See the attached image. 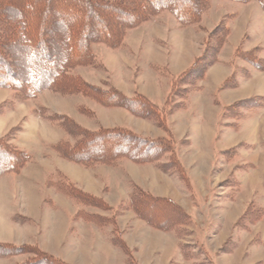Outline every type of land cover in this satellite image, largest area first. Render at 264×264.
I'll return each instance as SVG.
<instances>
[{
  "label": "rangeland",
  "instance_id": "374dc122",
  "mask_svg": "<svg viewBox=\"0 0 264 264\" xmlns=\"http://www.w3.org/2000/svg\"><path fill=\"white\" fill-rule=\"evenodd\" d=\"M30 1L34 7L40 4ZM208 2L209 9L197 24L180 25L171 11L162 10L126 30L120 46L92 44L96 64L72 70L93 85L115 86L126 96L140 91L161 101L174 73L182 72L200 54L209 30L225 18L232 32L223 55L227 62L231 51L232 66L209 67L211 80L202 82L185 107L166 118L169 132L122 107L50 90L0 113V136L9 134L13 146L31 155L19 173L0 175L1 243L37 245L71 264H129L127 255L111 243L112 235L119 233L137 264H264V106L241 120L221 117L223 104L264 94V69H253L233 57L241 44L243 50L257 45L264 58V10L256 1ZM82 11L77 5L67 14L74 18ZM236 64L251 71L249 78H239L235 89L214 91ZM12 96V90L0 88V103ZM49 115L68 116L88 130L119 127L145 138L171 137L186 181L174 171H161L156 163L120 159L114 165L88 168L66 162L49 144L73 142V138ZM164 155L161 161L169 159V154ZM60 170L77 187L103 196L112 210L80 204L57 191L51 184L62 182ZM133 185L173 199L190 219L168 230L148 225L128 208ZM149 211L166 222L160 213ZM76 212L82 218L75 219ZM87 214L104 219L94 223L93 218H85ZM32 255L24 248L0 256V264H20Z\"/></svg>",
  "mask_w": 264,
  "mask_h": 264
},
{
  "label": "trees",
  "instance_id": "16d2710c",
  "mask_svg": "<svg viewBox=\"0 0 264 264\" xmlns=\"http://www.w3.org/2000/svg\"><path fill=\"white\" fill-rule=\"evenodd\" d=\"M34 1L40 4L34 7L30 0H0V88L10 89L14 95L8 101L0 103V113L11 108L17 101L33 98L44 90H50L59 95L86 96L107 107H122L135 116L153 120L169 132L166 118L184 108L190 94L202 88L206 72L218 61V54L229 34L225 18L220 19L203 39L200 54L186 69L171 79L170 88L161 105L139 92L126 96L115 86L102 88L93 85L72 70L78 66L96 64L92 44L104 42L110 47L120 46L126 30L147 21L162 10L171 11L180 25L197 24L201 14L209 9V0ZM233 1H256L264 10V0ZM77 5L81 6L82 14L69 17L67 13L73 12ZM107 21L109 23L106 25ZM260 52L258 46L243 50L239 44L233 57L251 68L262 70L264 60ZM233 68L230 76H227L217 90L234 88L238 85L239 78H246L250 74L245 66L236 64ZM262 106L264 95L251 96L222 106L221 117L224 120H241ZM48 119L57 121L73 138V142L59 140L49 146L64 160L88 168L96 164L114 165L120 159L133 163H156L161 171H174L180 175V179H186L183 164L174 152V139L171 140V137L145 138L119 127L88 130L62 115H49ZM10 140L9 134L0 136L1 176L19 173L31 160L28 152L16 148ZM226 151L228 153L230 150ZM164 154H169V159L161 161ZM60 173L62 182H48V185H53L57 191L80 204L112 210L113 207L103 196L89 194L77 187L68 176ZM128 195V208L155 228L168 230L172 225L190 219L189 214L171 198L153 195L136 185H133ZM149 210H155L165 217L166 224L150 214ZM167 211L175 215L168 216ZM74 218H82L81 212H76ZM85 218H93L91 222L94 223L101 222L100 218L104 219L98 214H87ZM118 236L112 235V245L118 246L127 255L129 264H134L131 249L123 236L119 233ZM24 248L30 249L33 255L20 264H71L59 256L40 250L37 245L0 242V256L20 253Z\"/></svg>",
  "mask_w": 264,
  "mask_h": 264
},
{
  "label": "crops",
  "instance_id": "0c3cea01",
  "mask_svg": "<svg viewBox=\"0 0 264 264\" xmlns=\"http://www.w3.org/2000/svg\"><path fill=\"white\" fill-rule=\"evenodd\" d=\"M228 25V27H229V34H228V36H227V38H229V36H230V34H231V32H232V29H231V26H230V24L228 23L227 24ZM263 26H264V24H263ZM226 38V42L224 43V45L222 46V48H221V50H220V52H219V54H218V61L216 62V63H214V64H212V68L213 67H218V66H221V65H225V66H227V67H231L232 66V63L230 62L231 60H232V53H231V51L228 53V56L230 55V58L229 59H231V60H227V62H226V56L225 55H223V52L224 51H226L227 50V48H225V45L227 44V41H228V39ZM125 39V38H124ZM125 41V40H124ZM239 44V42L235 45V46H237ZM255 47L257 46V45H254ZM231 53V54H230ZM223 55V56H222ZM260 56L262 57V55H261V52H260ZM196 56L194 55L191 59H190V61H189V63L186 65L187 67H188V65H190L191 64V62H192V60L195 58ZM263 58V57H262ZM263 60H264V58H263ZM264 63V62H263ZM187 67H185V68H183L181 71H183L184 69H186ZM254 69V68H253ZM172 70L170 69L169 70V72H171ZM171 73H173V72H171ZM179 72H176V73H174V74H178ZM209 75H211L210 74V68L208 69V71H207V73H206V76L204 77V80L202 81V82H204L205 80H211V78H209L210 76ZM251 75V71H250V74H249V76ZM229 76V75H228ZM249 76L248 77H246V78H249ZM227 78V77H226ZM226 78H224V80L226 79ZM246 78H243V79H246ZM224 80H222V81H220V82H217V84H216V87H215V89H213L214 91H216V92H221L222 90H224V89H221V90H217L218 89V87L220 86V84L224 81ZM239 81H240V79H239ZM240 83V82H239ZM239 83H238V85L236 86V87H238L239 86ZM236 87H234V88H228V89H235ZM226 90V89H225ZM168 91V90H167ZM167 91L164 93V95H163V97H162V99H161V101L160 100H155L154 98H152V97H150L149 95H147V94H145V93H142V92H140V93H142L143 95H145V96H147L150 100H152L153 102H155V103H157V104H161L162 105V102L164 101V99H165V96H166V94H167ZM257 95V94H256ZM256 95H251V96H256ZM258 95H264V94H258ZM251 96H249V97H251ZM246 98H248V97H246ZM243 99V98H242ZM238 100H240V99H238ZM217 101H219V99L217 100ZM237 101V100H236ZM233 102H235V101H232V102H229V103H225V104H223L222 106H224V105H226V104H230V103H233ZM222 106H221V108H222ZM175 113V112H174ZM173 113V114H174ZM173 114H171V115H173ZM170 115V116H171ZM59 141V140H58ZM51 144V143H50ZM49 144V145H50ZM24 150V149H23ZM25 151V150H24ZM27 152V151H26ZM60 158V157H59ZM60 159H62V158H60ZM64 160V159H63ZM64 161H66V162H68L67 160H64ZM69 163H71V164H76V163H73V162H70L69 161ZM78 166H80L79 164H77ZM82 167V166H81ZM59 172H62L63 173V171H59ZM63 174H65V173H63ZM66 176H68L72 181H74L75 182V180L74 179H72L68 174H65ZM90 194V193H89ZM55 256H57V255H55ZM60 257V256H59Z\"/></svg>",
  "mask_w": 264,
  "mask_h": 264
}]
</instances>
